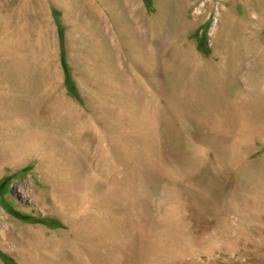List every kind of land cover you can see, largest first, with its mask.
<instances>
[{
  "label": "rangeland",
  "instance_id": "rangeland-1",
  "mask_svg": "<svg viewBox=\"0 0 264 264\" xmlns=\"http://www.w3.org/2000/svg\"><path fill=\"white\" fill-rule=\"evenodd\" d=\"M60 1L0 0V264H264V0Z\"/></svg>",
  "mask_w": 264,
  "mask_h": 264
},
{
  "label": "bare ground",
  "instance_id": "bare-ground-1",
  "mask_svg": "<svg viewBox=\"0 0 264 264\" xmlns=\"http://www.w3.org/2000/svg\"><path fill=\"white\" fill-rule=\"evenodd\" d=\"M60 1V0H59ZM76 1H79V2H83V4H82V6H78V7H76V10L79 8V7H81V8H83V9H85V10H87L88 12H89V14L91 15V19H92V22L93 23H96V22H99L101 19H102V17H103V13H104V10L107 8V0H76ZM109 1V0H108ZM126 2L127 1H132V0H125ZM61 2V1H60ZM118 2H120V1H117V0H114V5H115V8H119V5H117V3ZM177 2L180 4V5H183V6H186L187 4H188V2H189V0H177ZM58 3V2H57ZM128 3V2H127ZM59 4V3H58ZM109 6V5H108ZM61 7L64 9V11H67V10H69V7L70 6H68V4L67 3H62V5H61ZM200 7H201V5L197 8V11H199L200 10ZM117 13H118V11H116ZM94 26V25H93ZM96 26V25H95ZM36 108H37V111H39L40 110V112H41V114H49V113H52L51 111H53L52 110V106H51V104H49V102L48 103H46V102H40V104H38L37 106H36ZM6 163H12L11 161H5V162H3V165H1L0 166V169L3 167V166H5V164ZM9 166V165H8ZM204 181L202 180V179H197L196 180V184L197 185H199V187L200 188H198V190H197V193H198V196L199 197H202L203 196V187H204V183H203ZM58 189V188H57ZM63 200H61L57 195H53L52 196V201H51V205L48 207L50 210H53V212H55V213H57V214H59V215H61V213L62 212H60V211H62V209L60 208L61 206L60 205H62L63 204V202H62ZM65 206V205H64ZM64 212V211H63ZM68 213V212H67ZM74 213V212H73ZM64 214V213H63ZM74 215H75V213H74ZM62 216V215H61ZM67 215H65V217H66ZM68 218V217H67ZM71 219V218H70ZM69 220V219H68ZM82 220V219H81ZM67 223V222H66ZM68 224V226H70L71 227V231H70V234H74V236H77V235H79V234H81L82 232H83V230H81L80 228H79V226H81V225H79L78 226V224H77V222L75 221V220H72V221H70L69 220V222L67 223ZM66 225V224H65ZM80 229V230H79ZM27 231V229H24V228H19V229H17L16 231H15V233L13 234V237H11L12 238V241L15 239V236H20V235H22L23 233H25ZM86 231V230H85ZM30 232V231H29ZM31 233V232H30ZM64 234H65V232H63L62 233V237L63 238H65L64 237ZM51 237H54V234H51L50 235ZM174 236V235H173ZM65 240H67V239H65ZM253 245H254V249H253V255H254V257H258L260 254V244H258V242H255V243H253ZM221 249V248H220ZM230 254V253H229ZM259 254V255H258ZM227 254H225L224 253V259H227L228 260V262H229V264L231 263H235V261L236 260H234V259H230L229 258V256L227 257L226 256ZM232 256V255H231ZM244 261V260H243Z\"/></svg>",
  "mask_w": 264,
  "mask_h": 264
}]
</instances>
